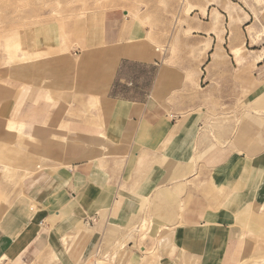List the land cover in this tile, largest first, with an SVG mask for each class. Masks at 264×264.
<instances>
[{"label": "rangeland", "instance_id": "1", "mask_svg": "<svg viewBox=\"0 0 264 264\" xmlns=\"http://www.w3.org/2000/svg\"><path fill=\"white\" fill-rule=\"evenodd\" d=\"M227 1L231 4V0ZM205 2L0 0V108L18 99L12 108L21 109L25 91L31 89L32 93L26 113L10 114L15 118L14 127L0 113V178L16 185L26 178L31 180L44 167L86 159L96 160L105 170L104 175L109 176L103 185L109 203L88 217L90 222H95L101 236L91 255L79 264H95V260L96 264H140L139 245L154 249L158 241L151 233L164 230L149 226L150 231L145 232L151 214L159 206L155 204L153 191L172 175L181 178L186 173L189 183L180 185L175 199L162 207L179 215L189 202L201 205L191 206L192 215L205 205L213 208L209 206L214 200L210 193L219 189L209 187L213 184L209 182L213 169L243 151L248 132L256 128L247 122L248 103L258 79L257 64L236 62L228 45L230 58L226 56L219 65L208 68L209 73L205 71L202 81L188 70L179 77L178 88L199 98L206 108L194 113L197 122L189 137H185L187 140L179 141L169 171L159 167L154 172L150 167L154 156L142 152L136 155L138 147L129 152L131 146H127L126 156L111 154L110 149L117 142L108 137L113 106L105 97L107 83L102 84L109 70L106 57H119L125 52L131 58L151 61L169 54L174 63L185 62L187 67L200 65L202 48L194 47L196 37L191 28L183 30V25L191 17H197L192 7ZM257 2L261 12L253 13L256 21L264 23V0ZM225 10L224 16L217 14L222 37L225 31V35L229 34V9ZM232 16L237 31L235 45L243 55L247 50L241 21L236 25L238 19L234 13ZM61 23L73 28L72 43L65 40L58 27ZM152 56L155 58L150 59ZM222 71L225 78L219 76ZM137 72L140 78L145 73L142 69ZM61 130L79 136H48ZM181 144L185 147H180ZM7 150L18 155L22 150L29 152L34 159L33 172L19 176L16 169L7 166ZM197 176L202 180L195 179ZM221 197L216 200L221 201ZM233 199L237 204L223 219L215 217L222 209L207 211L206 221L222 222L230 231L217 261L210 264H264V202L246 204L245 198ZM111 202H114L112 208ZM140 224L144 228L135 232ZM129 233L134 234L133 238H128ZM168 245L167 248L173 249L170 242ZM154 251L152 264H174L178 254L176 248L170 252L165 248L160 253L157 248Z\"/></svg>", "mask_w": 264, "mask_h": 264}, {"label": "crops", "instance_id": "2", "mask_svg": "<svg viewBox=\"0 0 264 264\" xmlns=\"http://www.w3.org/2000/svg\"><path fill=\"white\" fill-rule=\"evenodd\" d=\"M207 1L209 5L205 12L195 9L197 17H191L183 25V30L191 28V33L196 37L194 47L202 48L200 65L187 67L185 62L174 63L169 54L161 60L152 56L150 59L154 60L151 61L131 58L125 52L119 57H106L109 70L104 74L102 84L107 83L105 97L113 106L108 137L117 142L110 149L111 154L126 156L127 146H131L129 152L138 147L136 155L142 152L154 156L150 165L154 172L159 167L169 171L179 141L187 140L188 133L197 122V114L194 113L199 108H206L199 98L191 97L185 89L178 88L180 75L188 70L202 81L205 71L209 73L208 68L219 65L226 56L230 58L227 55L228 45L236 47V39L230 32L227 36L225 31L220 38L221 21L218 16L217 21L213 19L214 12L224 16L226 8L238 19L236 25L241 21L240 30L244 34L243 44L247 53H240L238 57L234 55V59L241 63L253 62L259 70L253 86L254 94L248 103L250 117L247 122L256 128L248 132L243 151L229 161L224 160L223 166L217 165L213 169L209 181L213 184H209V187L219 188L217 193H210L214 200L209 206L213 208L205 205L192 215L191 206L195 208L201 205L189 202L179 215L168 207H162L169 205L170 199H175V191L180 185H188L186 173L181 178L180 175H172L166 183L161 181V184H157L153 195L156 194L155 204L159 206L151 214V222L145 227V232L150 231L149 226H159L164 230L158 234L151 233L157 236L158 241L154 249L139 245L142 253L140 264H152L156 248L158 253L164 248L166 252L176 248L178 254L174 264L215 263L230 231L222 222L206 221L207 211L222 209V214L215 217L223 219L228 215L225 213L237 204L233 199L235 196L237 201L245 198L246 204L264 202V23L256 21L253 13L259 14L261 6L257 0H246L245 3L231 0V4L227 0ZM58 27L65 40L72 43L73 28L67 23H61ZM141 69L145 73L140 78L137 71ZM219 76L225 78V71ZM31 97V89L25 91L20 101L21 109L18 110L12 108L18 99L1 106L0 113L10 120V127L15 124V118L11 115L26 113ZM48 136L79 135L61 130ZM127 142L131 145H127ZM5 156L6 165L16 169L19 176L33 172L34 159L29 152L22 150L18 155L7 150ZM158 161L161 165L157 164ZM37 173L31 180L26 178L16 185L0 178V264H79L91 255L101 236L95 222H90L88 217L109 203L108 193L104 192L103 187L109 176L104 175L105 170L94 159L44 167ZM199 176L195 179L202 180ZM220 197L221 201L216 200ZM110 205L112 208L114 202ZM141 227L143 224L134 231L139 232ZM133 235L129 233L128 238H133ZM143 236L141 234V238ZM168 242L173 249L167 248Z\"/></svg>", "mask_w": 264, "mask_h": 264}, {"label": "bare ground", "instance_id": "3", "mask_svg": "<svg viewBox=\"0 0 264 264\" xmlns=\"http://www.w3.org/2000/svg\"><path fill=\"white\" fill-rule=\"evenodd\" d=\"M207 2L209 3V1H207ZM208 3L205 4V5H203V6H201V5H194L192 7V9H200V11L205 12L206 6L209 5ZM231 12L229 11L228 27H229V32H230L231 36L232 37H235L236 36V29H235V24H234L235 23V20H234V18L232 16L233 14H231ZM215 18H216V21H217V13L216 12L213 13V19H215ZM220 38L222 39V34H221ZM232 52L235 54L236 57H238L239 54H240V51H239L238 47H235V46H232ZM215 56H217V55H215Z\"/></svg>", "mask_w": 264, "mask_h": 264}]
</instances>
